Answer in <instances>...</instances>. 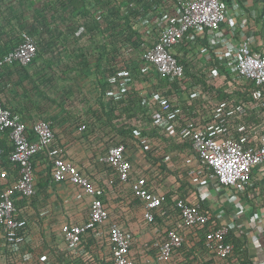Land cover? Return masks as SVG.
<instances>
[{"label":"built area","instance_id":"obj_1","mask_svg":"<svg viewBox=\"0 0 264 264\" xmlns=\"http://www.w3.org/2000/svg\"><path fill=\"white\" fill-rule=\"evenodd\" d=\"M85 1L94 16L87 24L97 22L102 27L103 39L118 42L121 55L115 59V69L131 65L130 76L134 62L142 63L141 78L148 77L153 84L142 95L153 126L163 131L179 129L180 140L189 146L184 159L189 183L201 195L218 199L213 205L218 212L211 219V210H203L200 201L175 196L173 204L167 205V195L153 192L147 179L139 176L132 183V191L143 203V220L154 225L159 233L155 257L146 264H174L175 254L186 243L185 233L196 239L194 246L200 256L224 264L233 257L236 247L230 241L231 232L238 238L247 236L248 248L254 251H250L254 264H264V186L259 188L254 181L256 173H261L264 181V37L258 35V22L264 25V0H116L123 3V19L118 12L114 13V0L110 4L108 0ZM70 9L68 5L65 16L75 26V35L79 39L92 38L85 25L74 22ZM124 19L131 28L128 32ZM129 37L134 46L126 42ZM135 44L141 51L138 60L134 57L136 61L132 57ZM194 45H205L198 58L199 78L204 84L187 78L179 62L185 47L191 49ZM102 50H107L105 44ZM37 54V39L25 30L16 46L0 58V69L12 64L27 67ZM125 55L132 58L127 61ZM124 78L120 86L112 83L111 92L116 99L121 91L132 86L130 78ZM160 79L166 81L165 88L157 87ZM252 87L247 93V88ZM211 89H221L227 98L218 100ZM241 90L245 94L240 98L237 94ZM178 93L186 94L187 99L183 102ZM253 115L259 119L254 125L250 123ZM86 130V123H82L79 131ZM0 133L8 135L13 149L8 160L19 166V177H11L0 146V182H9L0 190V236L13 260L18 256L19 264H33V255L22 253L31 237L28 220L17 209L16 201H28L36 195L33 161L55 143L52 123L41 119L29 127L19 113L0 102ZM126 152V147L118 144L100 158L122 183L130 181L133 171ZM52 178L57 183L66 181L77 186L92 199L85 223L62 227L72 253L82 254L80 245L85 235L99 233L108 223L112 253L109 264H136L130 256L134 233L110 221L102 199L104 190L64 156L53 160ZM224 205L233 206L226 220ZM157 217L167 222L161 225Z\"/></svg>","mask_w":264,"mask_h":264},{"label":"crops","instance_id":"obj_2","mask_svg":"<svg viewBox=\"0 0 264 264\" xmlns=\"http://www.w3.org/2000/svg\"><path fill=\"white\" fill-rule=\"evenodd\" d=\"M43 1L50 5L47 1ZM60 2L61 0H54L55 5L59 9V17L63 15L68 7L66 5H60ZM50 7L51 5L49 8ZM2 17H5V15L0 8V58L7 51L16 46L19 33L28 29L21 25L20 30H16V22H10L8 20L2 21V19L6 18ZM58 21H60V18L57 19V22ZM62 22L67 29H71V32L67 33L64 27V32L62 33L72 40L77 38L75 35V26L70 24L67 18ZM258 23V35L264 37V25L260 22ZM42 30L43 27L38 26L35 33H39ZM32 35H34L33 32ZM93 37L92 39H77L79 41H85L84 50L86 51L82 53L81 57L84 58L85 55L87 63L82 67L77 66L76 63L78 59L75 57L76 60L74 59V63H70L71 67H73L74 64L75 67L69 71L72 72V76H75H73L74 78L72 81H80L86 77L91 79V82H93L92 84L95 89H97L99 101L101 94L97 78V63L94 62L96 58L95 55H93L94 52L91 50L93 48L91 45L93 43ZM99 37L101 38V36ZM100 43L105 42H99L97 44L98 50H102L103 48V45ZM187 45L192 44L188 43ZM135 46L137 49L138 46L136 44ZM204 48L205 45L201 46V48L198 45L196 47L194 45L191 49L187 46L185 50H183L184 55L182 54V60L190 65L191 71L194 73L200 70L198 58H201L200 51ZM38 56L45 58L43 53L40 52V48ZM193 57L197 59L196 62L193 61ZM62 60L64 61L63 57L61 58V61ZM27 70V67L22 68L17 64L6 65L0 69V90L7 92V95L6 92L0 94V102H2L6 108L19 113L29 127H31L34 122L41 119L50 121L55 135V143L33 161L36 173V195L28 201L24 199H17L16 201V205L20 208L22 215H24L29 222L28 233L31 237V242L23 246L22 253L30 252L34 257L33 264H46L47 262L50 264H60L59 260L65 261L66 264H109L111 261L112 253L108 240V223L101 228L99 233L90 232L85 235L80 245L81 250H83L82 254H73L64 240L62 227L64 225L71 226L85 223L88 220L92 202V199L85 195L77 186L66 181L61 183L53 181V160L56 156H64L71 160L93 183L104 190L102 199L109 211L110 221H116L121 224L124 229L134 233L135 241L130 249V256L135 260L136 264H146L148 259L155 257L156 249L154 245L159 239V233H157V228L154 225L146 223L143 220V203L134 196L132 183L139 176H144L153 192L167 195L168 204L170 205L173 204L175 196H180L192 202L200 201L198 189L189 183V179L184 172V159L189 152V146L186 143H182L180 140L178 134L179 129L175 128L171 130L174 132L168 130L163 131L153 127V122L149 124L144 123L143 121L145 120L149 122L152 121L149 111H147L145 119L139 117L134 118V123L139 126L141 130L147 129L146 131L148 132L147 135L138 136L136 142L125 140L122 136L115 133L112 125L109 124L108 118L103 113L99 115V121L106 125V132H96V130L91 129L92 122L95 123L97 121L95 118L96 115L90 114L91 112L84 108V101L81 103L76 101V99L79 98L76 92L73 95L75 101H72L69 105L59 104L56 99H52L45 94H43L45 102L41 107L38 106L40 104H35L34 102L30 103L29 98L22 96L25 92H20L21 98L13 97L11 94L13 90L8 89L10 81L13 80L12 77L16 74L22 75V73L27 72ZM100 71H107V69L103 68L100 69ZM119 72H122L121 67L119 70H116L115 66L112 67L111 73L115 74L116 80H118L116 76L119 75ZM111 73L110 75H112ZM64 83H66V81ZM149 86L150 85L147 86L145 82H141L135 84L134 89L137 91L138 95L142 96ZM163 87L165 88L166 85ZM111 88L112 85L110 91ZM70 96H72V94ZM186 99L185 96L181 98L182 101ZM98 109L100 108L98 107ZM256 121L258 123L259 119L256 118ZM82 123H86L88 127V130L85 132L79 131V127ZM153 128L156 130L157 135L151 137L149 136V131ZM165 138L169 139V141H165ZM172 138H175L178 143L173 142L171 140ZM141 142H143L144 145ZM110 143L115 144L111 145ZM123 143H132L130 147L129 145L127 146L126 152L127 157L133 164L131 179L128 183L119 181L113 170L106 164L100 162V158L107 153L111 146ZM135 145L136 147L133 148ZM0 146L3 148L4 153L6 151H12L11 143L6 133H0ZM4 153L2 158L7 160L9 155L5 157ZM7 166L8 163L6 164V167ZM163 167L170 171V173H166ZM8 171L10 173L9 169ZM260 174L261 173H256L254 175V181L259 188L264 186L263 177ZM10 175L14 178L17 177V173H10ZM8 184L9 182L6 185ZM0 186L1 189L5 187L4 183L1 182ZM201 196V200L204 201V206L211 210L213 214L217 213L218 210L214 209L213 205L218 199L216 197L212 198L211 196L206 197L204 194ZM224 206L226 210L224 220H226L229 219V214L233 206ZM157 220L161 225L167 222L165 218L162 219L161 217H157ZM160 220L164 222L162 223ZM161 228L162 226L159 227V229ZM162 230H164V228H162ZM185 240L186 243L183 249L178 250L175 254L174 264H193V261L207 264V261L210 259H205V257L200 256L196 249L197 246H194L196 239H194L190 233H185ZM191 251L192 254L196 252L198 257L195 256V254L190 255L189 252ZM249 251H253V249L249 247ZM14 258L17 260L11 258L0 236V264H19V257L16 256Z\"/></svg>","mask_w":264,"mask_h":264},{"label":"rangeland","instance_id":"obj_3","mask_svg":"<svg viewBox=\"0 0 264 264\" xmlns=\"http://www.w3.org/2000/svg\"><path fill=\"white\" fill-rule=\"evenodd\" d=\"M49 6L50 5L43 0H0L1 11L6 17H2L5 18L2 19V21L8 20L10 22H16V30H20V26L23 25L24 28H28L31 34L33 32V36L37 38L40 52L43 53L45 57L41 58L37 55V57L27 66V72L22 73V75L16 74L12 77L13 80L10 81L8 89L13 90L11 91L13 97L21 98L20 92H25L22 96L29 98L30 103L34 102L35 104H40L38 105L40 107L43 106L45 102L43 94L52 99H56L59 104L69 105L72 101H75L73 95L76 92L77 97H79L76 101L78 103L84 101V108L89 110L91 112L90 114L96 115L95 118L97 121L95 123L92 122L91 129L96 130V132H106V125L99 121V115L102 112L97 106L99 95L97 89H95L92 84L93 82H91L92 80L86 77L80 81H72L75 76L73 75V77L72 72L69 71L75 67V64L73 67H71L70 64L71 62L74 63L75 57L76 59H79L81 58L82 53H85V41H79L76 38L72 40L62 33L64 32L63 30L65 27V24L62 21L66 19V12L59 17L58 13L52 12ZM59 18L60 21L57 22V19ZM38 26H42L43 30L39 33H35ZM65 29L67 33L71 32V29H67L66 27ZM96 37L99 36L96 34V36L93 37V43L91 44L93 47L91 50L93 52L99 51L97 48L99 42H105L102 37L95 39ZM100 44H102L104 48V44ZM133 52L132 57H135L138 60L141 52L140 49L135 48ZM62 57L64 61H61ZM124 57L127 61L132 58L130 55H125ZM135 58L134 60L136 61ZM193 59L194 62L197 61L195 57H193ZM94 62H96V60ZM121 70L122 72H119V75L117 74L118 76H116V78L125 77L123 67H121ZM65 81L66 83H64ZM195 82L199 83L198 81ZM5 92L0 90V94H4ZM71 94L72 96H70ZM178 95H180L181 98H184L185 96V99L187 97L184 93H178ZM106 105L108 108H110V106L113 107L109 102H107ZM115 116H119L118 112H116ZM143 122L147 124L150 123L148 120ZM119 123H124V120ZM141 143L144 145L143 142ZM110 144L112 145L115 143ZM131 144L129 143L126 146L129 145L130 147ZM135 147L136 145L133 146V148Z\"/></svg>","mask_w":264,"mask_h":264},{"label":"trees","instance_id":"obj_4","mask_svg":"<svg viewBox=\"0 0 264 264\" xmlns=\"http://www.w3.org/2000/svg\"><path fill=\"white\" fill-rule=\"evenodd\" d=\"M45 1H47L51 5L50 8H51L52 12L58 13L59 9L55 5L54 0H45ZM112 1L113 0H108L107 3L110 4ZM114 1L117 4L116 9L114 10V13L118 12L119 17L123 19V16L121 13V8L123 6V3H119L116 0H114ZM60 5H63V6L64 5H66V6L70 5L71 6L70 12L74 18V22H76L80 26L85 25L87 27V30H88L90 35L96 36V34H97V36L100 35L102 38H104L102 27L97 22H94L92 24H87L89 18L94 17V16L91 12H89L85 0H61ZM124 21H125L124 26L126 27V30L128 32L129 29L131 30L130 25L126 19H124L123 22ZM116 26H118V25H116ZM110 27H112V25H110ZM115 27H114V29H115ZM21 32H23V31H21ZM114 32H115V30H114ZM20 33H19V36H20ZM134 34L135 33L133 32L132 35H134ZM132 35L130 34L131 38H132ZM130 37L127 39L128 41H126V42L131 43L134 46V43H132V41H130L131 40ZM76 39H79V38L77 37ZM107 41L105 40L104 44H105V48L107 50L109 48V50H108L109 52H107V50L104 52H102L103 50H99L97 52H94V54H93V55H95V58H96L95 60L97 63L96 64V66H97V78H98V85H99V90H100V94H101L100 100L97 102V105L100 108L101 112L108 118L109 124L112 125L115 133L122 136L125 140L131 141V142L132 141L136 142L138 136L147 135L148 132L146 131L147 129L141 130L139 128V126H137L134 123V118L139 117L141 119H145L147 116L148 108L144 102V98L142 96L138 95L137 91L134 89V85L137 83L145 82L147 86L148 85L151 86L152 83L150 82V79L148 77L147 78H141L142 77L141 76L142 75V70H141L142 63L140 65L139 62H137V63L134 62L135 66H134L133 74L130 76L128 75V73L131 71L132 66L124 64L123 69H124L125 75H127V77L130 78V80L132 82V86L125 91H121L119 96H118V99H116L114 97L113 93L110 91V87L112 85V82H114L115 84L120 86L121 81L125 80V78H118L119 81L114 79L115 74H112L111 70H112V67L115 66L114 62H115L116 57L121 55V51H120V49H118L119 48L118 42L112 43V42H109V41L107 42ZM37 47H38V52H39L38 42H37ZM87 58H88V55H87ZM179 62L181 63V65L184 66V68L186 70L187 78H191L195 81H198V82L204 84L203 79L199 78V75H200L199 71H197V73L192 72L190 65L186 64L185 61L182 60L181 58H179ZM86 63H87V59H86V56L84 55V58L83 57L79 58L76 64H77V66L82 67ZM22 68H25V67H22ZM103 68H106L107 71L101 72L100 69H103ZM110 73L112 75H110ZM164 85H166V81L160 79V81H158L157 87L161 88V86L163 87ZM253 89H254L253 87H252V89L247 88L246 92L248 93L249 91H251ZM168 90L170 92V89H168ZM211 92L216 93L214 96L217 97L218 100H223V99L227 98V95L223 94L221 89H211ZM244 94H245V91L241 90L238 92L237 95H238V97L241 98L244 96ZM107 102H109L110 105H113V107L110 106V108H108V106L106 105ZM197 104H199V102H197ZM200 106L202 107L201 104H200ZM13 112L17 113L15 111H13ZM116 112L119 113L120 117L115 116ZM195 116H198V113H196ZM122 120H124V123H122V124L119 123ZM150 123H152V121ZM250 123L253 125L257 123L256 116H254V115L252 116V118L250 119ZM153 127H155V126H153ZM154 135H157V132L153 128L152 130L149 131V136L153 137ZM164 140L169 141V139H166V138ZM171 140L173 142H176L175 138H172ZM176 143H178V141ZM182 143H184V142H182ZM123 145L126 147V150H127V146H126L127 143H123ZM11 153H12V151H6L4 153V156L6 157L9 155L8 156V158H9ZM8 158H7V160H5L6 164L8 163L7 167L10 170L11 174L17 173V177H15V178H18L19 166L16 163H11L8 160ZM163 169L166 173H170V171L166 170L165 167H163ZM5 187H7V185H5ZM5 187H3V188H5ZM0 190H2V189L0 188ZM198 197L200 199L202 209L203 210L206 209V207H204V203H203L204 201L201 200V197H202L201 194H199ZM168 203H169V201L167 198L166 204L169 205ZM166 204L164 205V208H166V206H167ZM17 209L20 210V208L18 206H17ZM209 216L211 219H214V217H215L214 214L212 213V211H209ZM160 221L162 223L164 222L163 220H160ZM28 229H29V222H28ZM0 233H2L1 226H0ZM229 238H230V241L235 243L236 247L234 250L233 257H231L224 264H254L255 258L252 255V253L249 251V248H248V244H249L248 237L242 236L241 238H238V237H236V235H234L231 232ZM200 245L201 246L203 245L202 238H201ZM189 253L191 255L192 251ZM194 254H195V256H197L196 252H193L192 255H194ZM59 262H60V264H66V262L62 261V260H59ZM207 264H216V262H214L213 260H208ZM217 264H221V263H217Z\"/></svg>","mask_w":264,"mask_h":264}]
</instances>
